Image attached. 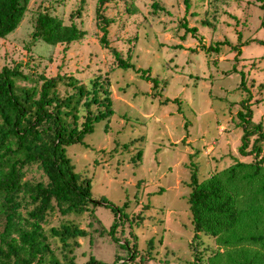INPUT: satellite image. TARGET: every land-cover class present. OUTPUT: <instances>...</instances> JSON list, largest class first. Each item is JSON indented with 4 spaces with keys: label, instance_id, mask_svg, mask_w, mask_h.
Returning a JSON list of instances; mask_svg holds the SVG:
<instances>
[{
    "label": "rangeland",
    "instance_id": "374dc122",
    "mask_svg": "<svg viewBox=\"0 0 264 264\" xmlns=\"http://www.w3.org/2000/svg\"><path fill=\"white\" fill-rule=\"evenodd\" d=\"M153 3L163 10L154 9ZM260 4L189 0L185 8L182 0L105 3V14L112 20L107 26L109 46L135 67L148 68L157 80L153 88L130 69L115 67L110 51L99 44L96 0L28 1L15 29L0 38V67L19 63L27 76L16 79V87L36 88L41 75L68 74L86 82L100 74L108 80L112 101V114L84 135V145H67L65 153L74 170L88 180L90 196H102L120 208L114 235L122 246L107 234L113 220L109 207L88 205L82 213L62 215L54 209L43 223L53 255L61 258L62 242L48 229L72 223L86 232L67 240L71 247L66 254L73 256V264H84L89 256L103 262L123 258L127 264H191L194 241L187 183L193 169L197 181L219 175L229 184L237 209L248 211L230 233L200 234L201 261L236 264L241 251L248 257L264 254V202L249 197L264 185V167L249 180L240 176L251 169L242 167L236 168L231 182L225 177L228 166L254 160L237 151L242 130L235 115L245 110L241 104L249 105L251 121L264 130ZM43 11L63 24L74 22L85 34L66 47L33 39L34 18ZM183 22L195 33L185 32ZM58 91L63 93L61 85ZM260 147L264 155V140ZM24 178L44 180L35 166L26 168ZM248 234L257 240L251 241Z\"/></svg>",
    "mask_w": 264,
    "mask_h": 264
},
{
    "label": "trees",
    "instance_id": "16d2710c",
    "mask_svg": "<svg viewBox=\"0 0 264 264\" xmlns=\"http://www.w3.org/2000/svg\"><path fill=\"white\" fill-rule=\"evenodd\" d=\"M28 1L0 0V38L15 29ZM108 1L96 0L94 8L95 27L101 33L99 44L110 51L115 67L130 69L155 88L157 80L149 75L148 68L135 67L127 57L122 58L117 50L109 46L107 26L112 20L105 14V3ZM259 1L264 14V0ZM182 3L186 8L189 0H182ZM152 6L163 10L154 3ZM182 27L185 32L193 34L196 31L184 22ZM84 34L85 31L74 22L63 24L59 18L45 11L36 14L31 33L33 39L45 44L61 43L65 47L80 40ZM20 67L19 63L0 67V264H73V256L66 254L71 247L67 240L85 236L86 232L72 223L50 227L47 233L62 242L61 258L53 255L43 223L54 209L62 215L82 213L89 210L88 205L109 207L113 220L107 234L121 247L120 240L114 235L120 208L102 196L91 197L88 180L74 170L65 153L67 145H84V135L93 130L95 123L112 114L107 78L96 74L83 82L68 74L41 75L38 87L21 89L16 87L15 80H25L27 76ZM59 85L63 87L62 94L58 91ZM241 106L245 110L239 109L235 115L242 130L237 151L240 155L251 154L254 160L248 163L237 161L228 166L225 177L229 182L238 167L251 169L249 173L241 174L244 180L254 177L260 167H264L260 147L264 130L261 123L251 121L249 105L243 103ZM31 166L42 172L44 180L24 178L26 168ZM187 184L190 187L187 203L194 241L190 243L191 264H204L197 246L200 234L215 236L230 233L248 211L237 209L229 184L217 174L197 181L193 169ZM258 196L264 202V185L249 197ZM246 237L251 241L258 238L251 234ZM132 259L133 255L130 261ZM84 264H127V261L115 257L111 262H103L89 256ZM236 264H264V254L248 257L247 251H241Z\"/></svg>",
    "mask_w": 264,
    "mask_h": 264
}]
</instances>
